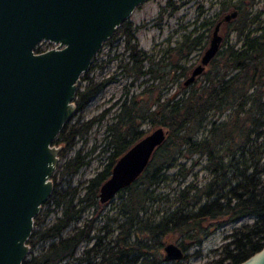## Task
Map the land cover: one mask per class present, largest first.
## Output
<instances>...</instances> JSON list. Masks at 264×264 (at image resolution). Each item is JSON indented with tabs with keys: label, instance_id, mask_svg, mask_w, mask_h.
<instances>
[{
	"label": "trees",
	"instance_id": "16d2710c",
	"mask_svg": "<svg viewBox=\"0 0 264 264\" xmlns=\"http://www.w3.org/2000/svg\"><path fill=\"white\" fill-rule=\"evenodd\" d=\"M255 1L232 3L221 0L220 16L233 10L237 15L227 23L228 30L220 48L199 75L201 81L196 86H193L196 79L184 84L190 72L182 61L198 47L205 48L207 33H211L212 28L199 32V27H207L213 22H202L198 28L182 34V39L163 50L155 61L139 47L135 29L128 21L104 43L110 42L117 33L121 34L127 60L120 62L118 67L135 79L147 75L151 83L143 79L144 85L138 94L119 102L112 122L107 124L110 137L108 161L88 180L83 195L74 202L76 192L66 199V195L56 191L54 186L42 207L54 199L62 213L45 228L33 229L28 244L32 249L38 241L54 240L38 255L26 258L24 264H62L74 255L80 242L90 238L89 232L94 229L92 219L67 235H62V231L78 220L88 207L101 204L98 199L101 184L111 174L117 159L146 135L141 129L144 123H149L152 128L162 126L167 129L166 138L153 152L140 176L118 192L122 194V201L117 209L123 218L113 219L116 234L112 235L115 229L106 231L113 238L106 243L103 252L99 256L98 250L90 248L84 252L94 250L98 256L78 257L77 260H83L85 264H179L160 257L165 245L162 238L170 232L188 238V243H178L185 249L199 245L210 234L212 230L209 225L203 227L204 222L213 221L216 229L223 223L250 215L255 217L254 220L233 228L224 237L228 241L206 264H238L264 245V18L259 19L263 11L254 14L248 11ZM167 7H171L170 12L179 8L172 0H167ZM252 24L254 27L250 28ZM230 32L241 42L239 46L236 42L224 44ZM36 51L42 50L36 48ZM85 76L81 80L87 79V83L80 85L76 92V111L111 80ZM175 82V91L167 94L171 88L168 84ZM93 121L67 122L54 143L70 146L75 136L84 135ZM195 156L206 159L205 169L212 178L203 187V192L189 184L177 189L181 197L179 207L158 219V211L147 215L152 207L148 205L150 202L167 199V195L158 193L156 188L176 175L186 177L197 162L193 159ZM83 158L78 153L68 159L62 166V173L78 170L86 163ZM181 158L190 159V167L179 163ZM177 164V171L168 176L166 172ZM52 178L54 180L55 176ZM203 197L206 200L200 204ZM40 212L34 219V226L41 221ZM49 212L47 208L42 214L46 216ZM100 245L95 243V247ZM152 253L151 260L144 259Z\"/></svg>",
	"mask_w": 264,
	"mask_h": 264
},
{
	"label": "water",
	"instance_id": "95a60500",
	"mask_svg": "<svg viewBox=\"0 0 264 264\" xmlns=\"http://www.w3.org/2000/svg\"><path fill=\"white\" fill-rule=\"evenodd\" d=\"M148 0H0V264H24L34 219L52 194L62 145L54 140L76 112L81 77L102 45ZM226 13L221 21L235 18ZM220 21V22H221ZM218 22L192 83L220 48ZM41 41L55 46L36 51ZM168 131L153 128L115 162L99 188L105 204L135 181ZM177 261L184 250L163 247ZM238 264H264V245Z\"/></svg>",
	"mask_w": 264,
	"mask_h": 264
},
{
	"label": "rangeland",
	"instance_id": "374dc122",
	"mask_svg": "<svg viewBox=\"0 0 264 264\" xmlns=\"http://www.w3.org/2000/svg\"><path fill=\"white\" fill-rule=\"evenodd\" d=\"M173 3L179 8L174 12H170L171 7H167V0H148L145 3L139 5L130 18L127 20L132 28L135 29V37L138 45L148 55H150L154 61L158 60L162 51L170 46H174L182 39V34L191 31L194 28H198L202 22L207 21L210 23L214 20L218 10L220 8L221 0H172ZM232 2L234 0H226ZM201 9L203 10L200 13ZM251 14L257 11H263L259 19L264 18V0H256L255 4L248 9ZM254 24L250 26L253 28ZM203 27H199V32L203 31ZM240 45V41H237L233 32L229 33L228 40L224 44L234 43ZM55 44L47 41H41L37 44L39 50H46L54 47ZM199 51H194L187 60H183L182 63L186 64L193 59L199 57ZM127 60V52L124 50V40L121 34L117 33L116 36L110 40V42L103 44L101 49L97 52L92 60V67L82 75V77H88L91 79L111 78L106 86L95 94L90 101L80 110L75 112V115L68 122L81 123L94 119L93 123L88 128L87 132L82 136H75L73 143L66 147L62 145V155L59 158L56 169L53 173L55 179L53 180L56 191L66 195V199L71 197L73 192H76L73 199L77 201V197L82 196L84 188L89 179L94 177L108 161L109 152L107 150V143L110 139L107 124L112 122L119 102L125 97L129 98L132 94H138L142 87L143 79H148V84L151 83V78L147 75L138 79L133 78L132 75L127 74L118 65L120 62ZM201 81V76H198L193 83L196 86ZM87 83V79L81 80L80 85L84 86ZM79 85V86H80ZM171 88L169 93H173L176 89V82L169 83ZM141 129L145 134L149 133L153 128L149 123H144ZM205 133V132H203ZM80 153V156H84L83 161L86 163L73 173H62L63 164L70 158ZM197 162L191 167L190 172L186 177L180 175L174 176L172 179H167L159 187L156 188L158 193L167 195V199L162 201L150 202L151 209H148L147 215L153 212H157L158 217H162V214L170 213L173 209L180 206L181 197L177 193V189H183L189 184H192L203 192V187L211 181V175L205 169L206 159L204 157L195 156ZM179 163L185 164V167H190L191 160L181 158ZM179 165H175L170 168L166 174L173 176L177 171ZM56 199V197H55ZM206 198L200 201V204L205 202ZM122 201V194L116 193L113 198L103 205L98 207H88L81 217L72 222L64 231L62 235H67L74 228L82 226L83 223L93 220V228L89 232L90 238L86 241L80 242L77 246L74 255L65 259L62 264H85V261L77 260L78 257L93 258L98 256L94 250H98L99 256L103 252L106 243L110 241L116 234L115 221L113 219H122L123 217L118 212L117 206ZM50 209V212L45 216L42 214L44 210ZM167 211V212H165ZM41 221L34 226V230L45 228L52 224L57 217L62 213V209L59 206H55V200L51 199L45 206L41 208L40 212ZM254 216H246L233 222L223 223L218 228L214 229L213 221H206L202 224L203 227L209 225V229L212 230L210 234L202 240L198 245L188 246L184 250V256L182 259L177 260L179 264H206L213 258L216 253L220 251V247L225 241L226 235H228L233 228L242 224L251 222L254 220ZM114 230L113 234H107V230ZM54 239L38 241L35 247H33L26 258L41 253L46 246ZM163 243H175L178 245L180 242L188 243V238L178 232H170L165 238H162ZM95 243L101 244L99 247H95ZM184 243V244H185ZM101 247V249H100ZM90 248H94L89 253L84 251ZM215 250V252H214ZM85 253V254H84ZM155 254V253H154ZM154 257L153 253L144 257V259L151 260ZM160 257H164V251L161 250ZM143 258V257H142ZM137 264V263H136Z\"/></svg>",
	"mask_w": 264,
	"mask_h": 264
},
{
	"label": "flooded vegetation",
	"instance_id": "af4514ba",
	"mask_svg": "<svg viewBox=\"0 0 264 264\" xmlns=\"http://www.w3.org/2000/svg\"><path fill=\"white\" fill-rule=\"evenodd\" d=\"M238 1H239V0H234V1H232V3H237ZM230 12H231V11H230ZM219 14H220V12L218 11V13L216 14L214 20L212 21L213 24L210 23L207 27H203L204 29H210V27H211L212 30H211V33H207L208 36H207V43H206V45H205V48L202 50L201 47H198L197 49L194 50V51L198 50L200 56L197 57L196 59H193V60H191L190 62L184 64L185 67L188 69V71H189L190 73L192 72V70H193L198 64H200L202 54H203V52L205 51V49H206V48L209 46V44H210L211 38H212V36H213L214 28H215L216 24H217L218 22H220V21L222 20V18H223V16H220ZM231 20H232V19H231ZM231 20H229V21H221L220 24H219V27H218V33H219V34L221 35V37H222L221 43H222V41H223V39H224V37H225V34H226L227 30H228V24H227V23L230 22ZM203 45H204V44H203ZM203 45H202V46H203ZM194 51H193V52H194ZM208 64H209V63H208ZM208 64H207V66H208Z\"/></svg>",
	"mask_w": 264,
	"mask_h": 264
}]
</instances>
